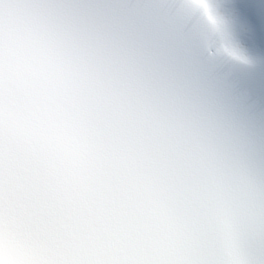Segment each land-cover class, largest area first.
I'll return each instance as SVG.
<instances>
[{"label":"clouds","instance_id":"9594fccd","mask_svg":"<svg viewBox=\"0 0 264 264\" xmlns=\"http://www.w3.org/2000/svg\"><path fill=\"white\" fill-rule=\"evenodd\" d=\"M232 0H0V264H264V55Z\"/></svg>","mask_w":264,"mask_h":264},{"label":"bare ground","instance_id":"6f19581e","mask_svg":"<svg viewBox=\"0 0 264 264\" xmlns=\"http://www.w3.org/2000/svg\"><path fill=\"white\" fill-rule=\"evenodd\" d=\"M245 47V45H243Z\"/></svg>","mask_w":264,"mask_h":264}]
</instances>
